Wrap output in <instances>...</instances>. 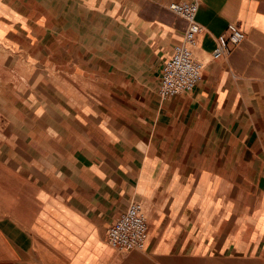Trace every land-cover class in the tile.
Listing matches in <instances>:
<instances>
[{
  "label": "crops",
  "instance_id": "obj_1",
  "mask_svg": "<svg viewBox=\"0 0 264 264\" xmlns=\"http://www.w3.org/2000/svg\"><path fill=\"white\" fill-rule=\"evenodd\" d=\"M173 1L0 0V52L35 79L9 89L32 120L0 167V264H264V0H202L203 77L163 98ZM233 22L246 38L211 60ZM133 201L149 238L120 251Z\"/></svg>",
  "mask_w": 264,
  "mask_h": 264
},
{
  "label": "built area",
  "instance_id": "obj_2",
  "mask_svg": "<svg viewBox=\"0 0 264 264\" xmlns=\"http://www.w3.org/2000/svg\"><path fill=\"white\" fill-rule=\"evenodd\" d=\"M202 0L173 1L168 8L184 17L188 26L184 41L174 48L169 59L164 62L158 92L163 98L193 90L203 77L206 62L195 56L198 37L203 27L197 20V14ZM246 38L242 27L230 23L225 32L217 37V45L211 60L220 59L230 50L231 45H238ZM149 223L143 205L133 201L120 217L108 227L107 239L111 245L120 251L143 250L149 238Z\"/></svg>",
  "mask_w": 264,
  "mask_h": 264
},
{
  "label": "rangeland",
  "instance_id": "obj_3",
  "mask_svg": "<svg viewBox=\"0 0 264 264\" xmlns=\"http://www.w3.org/2000/svg\"><path fill=\"white\" fill-rule=\"evenodd\" d=\"M24 58L26 57L21 53L18 55V53L13 52H9V54L0 52V167L2 165L5 176L11 173L14 157H19L15 153L18 144L20 145L18 142L19 125L22 124L23 120L28 119V116L25 115H14L15 109L23 105L21 100L16 99L17 96L12 95L13 93L9 89L14 88L19 82L27 84L30 80V91L21 93L22 97L26 98L28 94L30 95L33 92V84L35 82L34 76L30 77L28 74L30 69L24 67L17 68L12 65L13 59L22 60ZM29 120H32V118L27 121ZM27 121H24V123ZM15 133L17 136H13Z\"/></svg>",
  "mask_w": 264,
  "mask_h": 264
}]
</instances>
